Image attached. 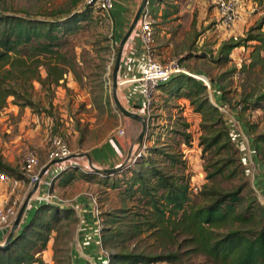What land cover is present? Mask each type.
<instances>
[{"label":"rangeland","instance_id":"obj_1","mask_svg":"<svg viewBox=\"0 0 264 264\" xmlns=\"http://www.w3.org/2000/svg\"><path fill=\"white\" fill-rule=\"evenodd\" d=\"M249 1L252 3L251 8L246 9V15L242 16L244 19L238 31L234 28L236 23L233 26H224L220 23L218 15L217 18L211 16L213 6L209 7L208 18L204 21L207 24L199 27L198 11L194 9L193 13H190L194 8L192 6L195 0H163L162 3H157L158 5L154 2L150 9V22L154 34L153 54L157 60L161 61L158 59L159 48L155 46L156 39L158 32L164 28L166 22H168L166 27L168 30L172 27L179 28L180 37L189 35L187 33L189 31L195 39L193 47L191 45L182 47L178 44L175 47L176 52L171 54L169 59L178 58L181 67L188 74L201 78L204 82L201 81L207 84L210 100L211 92L215 89L214 85L217 86L225 102L224 105L227 107V113L234 119L236 117L233 113H237L241 119L239 123L234 122L235 134L244 136V132L240 130L245 124L250 126L253 134L264 133L262 111L251 108L242 110V107L246 105L243 102L245 97L251 95L254 98L264 91V61H257L253 67L250 65L252 63L250 51L253 50L251 47L255 43L247 44V48L234 49L231 53V61L227 64H215L213 59L215 60L216 51L222 42L230 38H245L248 31L258 22L261 20L264 22V0ZM74 2L77 0H0V13L45 20L50 19L52 14L59 16L72 11ZM162 7L175 10L177 15L170 19L156 17ZM111 23V16L103 17L90 10L88 20L79 24L82 26L79 33L69 38L68 49L70 55L74 57L75 72L69 73L58 87L51 86L50 91L42 89L36 82L33 83V88L30 90L32 101L44 111L35 113L28 108L21 109L14 104L12 98H9L6 107L0 110V156L11 167L21 172L28 152L36 153L37 170L48 166L51 148L49 139L53 137H60L73 156L68 162L74 168L71 172L73 179L69 183H64L65 178H61L56 187L52 186L49 190L52 200H58L61 207L65 209H72L73 215L66 218V213L59 214L60 222L55 226L46 250L42 253L44 264H71L70 251L76 242L81 224L76 215L77 209L72 206L82 198H86L91 203V215L99 221L100 237L103 229L113 230V232L119 229L123 232L122 235L114 238L109 246L102 247L109 256L113 253H132L156 257L175 253L180 259L178 263L157 262L153 264H211L205 255L187 246L183 236H177V241L168 244V242L162 243L156 235L136 233L133 230V225L141 221L140 215L143 211L137 202L139 197L136 195L129 198L123 191L125 183L131 178V173L128 171L132 168L129 167L137 168L138 164L134 166L137 159L141 156H149L148 152L152 148L164 153L175 154L176 158L183 163L182 174L188 184L189 204L200 205L202 198L199 197V193L208 182L204 171L208 157L203 155L202 147L199 145V138L202 134L201 118L193 112L187 101L181 99L167 102L161 91L157 90L153 105L148 111L143 108L136 110L131 108L125 100L124 90L129 84L120 85V82H124L123 79H118L117 87L113 92L111 77L122 37L115 38L116 32ZM230 30L234 31L229 32ZM262 31H264V24ZM196 41L198 44L195 43ZM188 43L191 44L192 41L189 39L185 42V44ZM260 56L263 57L264 54L261 53ZM42 77H45L43 71ZM114 95L122 108L147 119L142 143L139 141L142 131L141 123L121 114L113 101ZM178 122L188 125L187 133L190 135V141L187 145H181L180 137L174 134ZM114 138L124 142L120 168L118 172L112 174L103 173L100 169L104 166L99 158L102 157L109 161L108 151L111 150L109 144ZM238 148L237 156L241 155V162L247 170L238 172L230 179L217 178L213 184L228 191L244 186L243 194L247 195L246 199L255 195L264 205V193H261L264 190L259 192L256 187V179L260 176H257L256 171L253 170V154H250L247 149L244 152L243 149L246 147L242 148L239 144ZM151 156L158 160L154 162L156 168L170 172V174L179 173L173 167L169 168L163 164L164 160L161 155L151 154ZM90 163L95 165L96 169L88 171ZM237 164L240 166L239 162ZM233 168L236 169V167ZM241 169L243 170L244 166ZM89 172L93 174L92 180L86 181L83 176ZM116 173L122 174L116 175ZM101 174L109 176L107 185L100 183ZM112 182L119 184L120 187L112 189L110 187ZM31 190L30 188L22 189L19 192L18 215L25 205L21 214L25 219L27 215L30 219L37 210V207H34L29 212L32 203L38 202V194ZM134 212H140L138 219L132 215ZM45 217L48 218V215L46 214ZM113 218L117 223H108V220ZM240 229L245 230L246 227L241 226ZM0 232L5 234V230Z\"/></svg>","mask_w":264,"mask_h":264},{"label":"trees","instance_id":"obj_2","mask_svg":"<svg viewBox=\"0 0 264 264\" xmlns=\"http://www.w3.org/2000/svg\"><path fill=\"white\" fill-rule=\"evenodd\" d=\"M80 1L73 3L72 11L59 16L52 14L50 19L45 20L0 13V110L12 98L21 109L28 108L35 113L44 111L32 101L30 90L33 83L50 91L51 86L58 87L69 73L75 72L74 57L68 49L69 38L79 33L81 23L90 16L89 9L78 10ZM147 1L148 6L155 2ZM263 24V20L258 22L245 38H230L222 42L213 62L218 65L229 63L232 51L240 47L247 48L249 43H255L250 51V65L253 67L257 61H264V56H260L264 54ZM42 71L45 77H42ZM170 77L158 90L167 102L181 99L187 101L193 112L201 118L199 145L203 155L208 157L204 166L208 182L199 193L202 204H189L188 184L182 174L184 167L181 160L175 154L150 149L149 156H141L136 160L134 166L138 164L137 168L129 167L132 168L128 171L131 178L125 183L123 191L129 198L137 195V202L143 211L141 221L133 225L134 232L151 233L158 236L157 239L162 243L168 244L177 241V236H183L184 243L205 255L211 264H264V205L255 195L246 199L244 186L228 191L213 184L217 178L230 179L238 172L247 170L241 162V155L237 156L238 143L229 117L212 104L207 86L201 80L185 74ZM243 102L247 105L242 107L243 111L250 108L260 110L264 116V91L254 98L251 95L245 97ZM176 125L174 134L180 137L181 145H187L190 141L188 125L182 122ZM244 127L252 135L250 143L254 158L264 161V133L253 134L249 125L245 124ZM151 154L161 155L164 160L162 163L179 173L170 174L156 168L154 162L158 160ZM178 166L181 168L177 169ZM73 170V167L65 169L55 180L65 178L64 183H69L73 179ZM0 174L24 179L22 173L5 163L1 156ZM92 175L89 172L83 178L91 181ZM101 176L100 183L107 185L109 176ZM110 187L118 189L120 185L112 182ZM60 213H66L67 218L73 215V210L55 204H39L33 216L13 233L11 239L8 240V232L3 245L0 244V264H44L42 253L46 250L55 226L60 222ZM139 213L134 212L132 215L138 219ZM108 221L110 224L117 223L114 218ZM241 226L246 229L241 230ZM122 233L119 229L114 232L103 229L100 237L102 247L109 246ZM109 257L110 264L178 263L180 260L175 253L156 257L113 253Z\"/></svg>","mask_w":264,"mask_h":264},{"label":"crops","instance_id":"obj_3","mask_svg":"<svg viewBox=\"0 0 264 264\" xmlns=\"http://www.w3.org/2000/svg\"><path fill=\"white\" fill-rule=\"evenodd\" d=\"M148 2V1H147ZM162 3L163 0H155L156 5L157 3ZM114 6L113 9H111L110 15L112 18V28L116 32L115 38L119 39V37H122L120 40V49H121V55H120V65L119 70L117 74V79L124 80V82H120L119 84L122 85L124 83H127L126 80H134L138 78L142 72L143 69V63L142 60L144 59L142 50H141V44L139 41V35L138 31L140 28L139 22L134 24L135 18L142 6L143 0H113ZM252 3L249 0H245L243 10L241 12V18L237 21L235 24L236 28L235 30L238 31L240 29V25L243 22L242 16H245L247 13L246 9H250V5ZM154 5V3H153ZM213 6L212 11L210 12L211 16H214L217 18V10L213 4V0H195L194 7L190 13H193L194 9H196L197 15L199 16V24L198 26H205L207 22H204L209 14V7ZM151 5H149V13L151 9ZM162 10L157 14L156 17H160L163 19H170L172 17H175V10H171L170 8H161ZM181 13V12H180ZM151 18V13H150ZM241 20V21H240ZM167 21V20H166ZM240 21V22H239ZM204 22V23H203ZM166 22V25L164 28H162L158 32L157 36V43L155 46L159 48V56L158 59H161V62H166L171 54H174L175 47L178 44H181L182 47L186 45L187 47L191 45L195 39L192 37L190 32L188 31L189 35L179 36L181 33L178 31V27H175V29L172 27L170 30H168L166 27L168 26ZM197 26V27H198ZM225 29V27H224ZM223 30V28L221 29ZM234 30H230L229 32H233ZM227 32V31H226ZM175 34V35H174ZM194 35V34H193ZM186 38V39H185ZM189 39L192 41L191 44H185V42L189 41ZM116 41V40H115ZM184 43V44H183ZM195 43L198 44L196 41ZM119 49V50H120ZM241 47L239 48V50ZM234 53V52H233ZM232 58V55L231 57ZM164 59H167L166 61ZM129 84L128 88H125L124 90V96L127 104L131 108H135L136 110H140L143 108V97L140 93V86L139 84H134V82L127 83ZM215 89L211 92V102L212 104H224L225 102L222 99L221 92H219V89H217L216 85H214ZM15 108V107H14ZM18 108V107H17ZM235 119L231 117V115L228 114L229 121L231 128L234 129L236 121L239 123L240 119L238 117L237 113H233ZM239 120V121H238ZM235 122V123H234ZM243 125V124H242ZM244 128V125H243ZM241 128L240 131H243L245 136L243 134H236V141L237 143L243 148L244 152L247 150L250 151V154L252 153L253 157V170L256 171V175L260 176L259 179L257 177L256 179V187L259 192L264 190V163L258 161L256 158H254V150L252 147L251 142V135L245 130ZM241 133V132H240ZM249 138V140H248ZM124 142L120 139L114 138L113 141L109 144L110 151L109 152V161L106 159L100 157L99 160L102 161L101 164H103L104 168L100 169L102 171L107 170H113L116 168H119L120 165V158L121 151L124 149ZM247 149V150H246ZM55 167V166H53ZM55 170V168H53ZM249 170V169H248ZM258 171V172H257ZM53 172V171H52ZM51 171L48 170V177L52 174ZM249 172V171H248ZM58 180L52 181V186L56 187V184ZM7 184L0 182V203L5 199L6 197V191H7ZM33 191L38 194V197L40 195L48 194L49 192H46L43 189H36L35 187L32 189ZM31 190V191H32ZM262 194L264 193L261 192ZM39 201V199H37ZM32 208H30L29 212L33 210L34 207L39 206V204H42L40 202L32 203ZM74 205V204H73ZM76 210V215L79 220L80 229L77 232V238L74 246L72 247L70 251V257H71V264H101L100 260V236L96 232V220L94 219V216L91 215V203L86 199L82 198L74 206H72ZM28 219V215L25 219L24 215L20 217L19 221V227L16 229L19 230V228L24 224L25 220ZM8 232L5 231V234L3 232H0V243L4 242L7 237ZM1 235H3V238H1Z\"/></svg>","mask_w":264,"mask_h":264},{"label":"built area","instance_id":"obj_4","mask_svg":"<svg viewBox=\"0 0 264 264\" xmlns=\"http://www.w3.org/2000/svg\"><path fill=\"white\" fill-rule=\"evenodd\" d=\"M213 4L217 10L218 19L224 26H233L240 19V14L243 10L244 0H213ZM113 0H81L78 6V10L89 9L97 12L98 14L109 16L111 9H113ZM140 25L139 28V41L141 44V50L144 56L142 60L143 69L140 76L134 80H126L127 83L134 82L139 84L140 93L143 97V110L148 111L153 105L155 92L158 87L165 84L171 78L170 76L177 74H188L180 65L178 58L168 59L166 62L158 61L153 47H154V34L152 32L150 13L148 2L138 18ZM220 112L227 113V107L224 104L216 105ZM50 152H49V165L44 168L38 167V158L35 152H28L25 156L24 167L21 171L24 179L11 178L4 174H0V181L7 184V191L5 199L0 203V231L10 232L12 225L18 217V203L19 192L22 189L28 190L43 189L49 192L52 187V181L62 171L72 166L68 164L72 159V154L68 146L62 141L60 137H53L49 139ZM140 157V155H138ZM136 158V157H135ZM55 166V167H53ZM55 168V170H53ZM89 170L96 169L95 165H89ZM48 170L53 171L51 176L48 177ZM84 173H86L84 171ZM38 202L45 204H55L62 206L58 200H52L50 194L46 193L37 197ZM99 221H96V226ZM10 229V230H9ZM97 233L100 234L99 225L96 227ZM9 230V231H8ZM100 236V235H99ZM100 248V260L101 264H110V257L102 248V244H99Z\"/></svg>","mask_w":264,"mask_h":264},{"label":"water","instance_id":"obj_5","mask_svg":"<svg viewBox=\"0 0 264 264\" xmlns=\"http://www.w3.org/2000/svg\"><path fill=\"white\" fill-rule=\"evenodd\" d=\"M145 3H146V0H143V3H142V6L135 18V22L134 24L137 22L144 6H145ZM117 55V58H116V62H115V67H114V71H113V74H112V88H113V92L115 91L116 87H117V84H118V79L116 78L117 77V74H118V70H119V65H120V55H121V49L118 51V54ZM193 77V76H192ZM195 79H199V80H202L201 78H197V77H194ZM203 81V80H202ZM204 82V81H203ZM207 86V84H205ZM117 98L116 96L114 95V100L115 101V106L116 108L121 112V114H123L125 117H128L130 119H133V120H136L138 121L139 123H141L142 125V131H141V134L139 136V141L140 143H142V140H143V137H144V134H145V131H146V127H147V119L143 118V117H140L136 114H133V113H130L128 112L127 110H125L124 108H122L120 106V104L118 103V101H116ZM120 168V167H119ZM119 168H116V169H113V170H107V171H103V173H107V174H112V173H115L119 170ZM24 207L25 205L23 206V208L21 209V212L19 213L14 225H13V228L8 236V240L11 239L13 233L16 231V229L19 227V221H20V217H21V214L23 213L22 211L24 210ZM3 245V244H2ZM2 245H0V247H2Z\"/></svg>","mask_w":264,"mask_h":264}]
</instances>
